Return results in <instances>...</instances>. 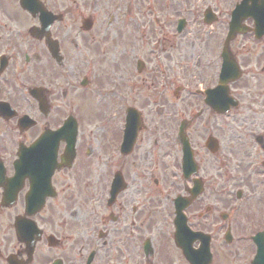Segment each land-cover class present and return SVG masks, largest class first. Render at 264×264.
Here are the masks:
<instances>
[{
	"label": "flooded vegetation",
	"instance_id": "af4514ba",
	"mask_svg": "<svg viewBox=\"0 0 264 264\" xmlns=\"http://www.w3.org/2000/svg\"><path fill=\"white\" fill-rule=\"evenodd\" d=\"M39 2L0 0V264H264V0Z\"/></svg>",
	"mask_w": 264,
	"mask_h": 264
},
{
	"label": "rangeland",
	"instance_id": "374dc122",
	"mask_svg": "<svg viewBox=\"0 0 264 264\" xmlns=\"http://www.w3.org/2000/svg\"><path fill=\"white\" fill-rule=\"evenodd\" d=\"M154 1H156V0H135V2L133 3V7L136 9L140 4L147 2V5H148L147 14L148 15H147V19L145 20V22H147L149 25L154 24V23H156V25L163 24V23L164 24L165 23L172 24L173 16H169V17L166 16V18H165L163 15V13H165V10L159 9L160 12H158V8L153 6V4H152ZM106 2H107V0H106ZM175 2H176L175 6L173 8L176 10L175 11L176 15L189 16L192 20H195L193 22L194 24L201 22L200 19L202 18V10L204 9V6L206 5L207 0H175ZM68 7H73V5L71 3H69ZM97 7H101V8H104L107 10L108 5L107 4L104 5L102 3V1H100L98 3ZM100 17L102 18V17H104V15H101ZM157 19H158L159 23L157 22ZM174 19H175V17H174ZM159 26H161V25H159ZM154 27H155V25H154ZM154 27L145 26V31H147V37L149 39H152L151 36L152 37L154 36L152 34ZM157 28L160 30V28L158 26H157ZM192 29H195V27H193ZM155 30H156V27H155ZM164 34L167 36L171 35L170 29L163 27L160 30V36H162ZM112 37H114L113 34H112ZM122 43H123L122 41L121 42L116 41L115 37H114V42L112 44H114V45L116 44L119 47L118 50H120V48H121L120 46ZM180 105L181 106H179L180 107L179 110H185V107H183V104L181 102H180ZM185 117H187L186 113H185Z\"/></svg>",
	"mask_w": 264,
	"mask_h": 264
},
{
	"label": "water",
	"instance_id": "95a60500",
	"mask_svg": "<svg viewBox=\"0 0 264 264\" xmlns=\"http://www.w3.org/2000/svg\"><path fill=\"white\" fill-rule=\"evenodd\" d=\"M26 2H27V4H29V6H30V8H35V9H37V7H39L38 6V2L36 1V2H31V0H25ZM38 10V9H37Z\"/></svg>",
	"mask_w": 264,
	"mask_h": 264
}]
</instances>
